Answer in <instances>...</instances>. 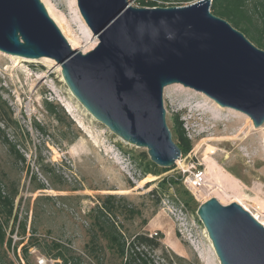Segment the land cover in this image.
I'll list each match as a JSON object with an SVG mask.
<instances>
[{
    "label": "rangeland",
    "instance_id": "374dc122",
    "mask_svg": "<svg viewBox=\"0 0 264 264\" xmlns=\"http://www.w3.org/2000/svg\"><path fill=\"white\" fill-rule=\"evenodd\" d=\"M41 1L63 15L62 28L75 41L72 48L85 53L95 47L97 39L83 21L77 3V16L87 31L75 18L70 0ZM196 1L161 0L156 7L185 6ZM35 60L27 62L0 51V96L12 107L19 125L17 129H4V133L15 141L25 159L18 160L0 142V185L4 190L17 188L13 214L18 220L26 217V233L22 236L18 223L1 218L5 238L0 256L7 261L39 264L43 260L44 264H57L40 247H30L27 261L23 258L22 245L28 242L34 219L36 236L69 242L73 249L83 252L88 241L89 210L101 202L100 198L115 195L137 212L130 219L122 215L115 218L126 235L144 233L159 242L155 250L140 248L153 264H168L165 255L171 264H220L196 211L212 197L222 205L236 201L230 192L224 195L214 183L197 180L204 173L205 160H213L219 169L240 182L244 207L236 203L252 216L264 217V123L254 127L244 113L221 107L191 88L185 87L193 90L196 98L188 103L179 96H165L163 89L166 124L180 148V164L163 168L148 157L158 172L144 174L145 162L139 154L146 150L125 143L94 119L69 91L54 60ZM45 100L56 106L55 116L45 110ZM214 104L222 108L217 117L209 112ZM35 123L42 130L35 128ZM73 137V142L68 143L67 138ZM40 164L54 168L66 180V190L52 189ZM33 173L47 183L48 189L31 190ZM148 176L154 179L147 181ZM39 195L52 199L36 203ZM89 262L84 258L81 264Z\"/></svg>",
    "mask_w": 264,
    "mask_h": 264
},
{
    "label": "water",
    "instance_id": "95a60500",
    "mask_svg": "<svg viewBox=\"0 0 264 264\" xmlns=\"http://www.w3.org/2000/svg\"><path fill=\"white\" fill-rule=\"evenodd\" d=\"M97 44L71 47L41 0H0V51L50 58L77 101L111 133L144 148L168 168L181 152L163 106L179 83L221 107L264 123V50L210 11L211 0L185 6L131 7L127 0H76ZM196 214L220 264H264V226L232 202L212 197Z\"/></svg>",
    "mask_w": 264,
    "mask_h": 264
},
{
    "label": "trees",
    "instance_id": "16d2710c",
    "mask_svg": "<svg viewBox=\"0 0 264 264\" xmlns=\"http://www.w3.org/2000/svg\"><path fill=\"white\" fill-rule=\"evenodd\" d=\"M171 1V0H164ZM210 11L225 19L232 27L239 30L256 47L264 50V0H211ZM45 110L52 116L56 115V106L49 101H44ZM57 120L61 119L57 117ZM0 142L8 152L13 154L18 160L24 161V157L16 148L17 144L7 134L4 129H17L19 127L17 120L13 117V109L6 99L0 96ZM35 128L42 130V127L35 123ZM180 136V135H179ZM184 137V133H181ZM66 138V137H64ZM75 137L69 139L72 143ZM140 158L145 162L143 173L157 174L154 165L148 160L145 151L141 152ZM41 172L49 186L58 191L66 190V180L55 173L54 168L49 164H40ZM156 170V171H155ZM162 171H164L162 169ZM158 172V171H157ZM154 179L148 176V180ZM47 183L41 181L36 174L31 176L32 191L48 189ZM163 186V185H162ZM17 195V188L4 190L0 185V245L4 243L5 233L2 230V219L5 222L13 220L18 223L20 236L26 233V217L18 220L17 214H13V202ZM56 199H63L62 196H56ZM49 195H39L36 203L40 200H51ZM88 212L87 236L88 241L84 245L83 252L73 249L69 242H63L60 239L36 236L35 219L31 225L28 242L22 245L23 258L27 261V253L30 247H40L56 261L57 264H81L84 258L89 259V264H153L152 260L146 256L141 247H148L152 250L159 248V242L153 236L144 233H135L132 235L123 231L121 224L115 219L117 215H122L125 219L133 218L136 210L128 208L123 200H117L115 195H106L100 198ZM158 202V200H157ZM156 202V203H157ZM37 210H34L36 213ZM13 230V229H12ZM11 230V231H12ZM11 240H7L10 246ZM22 242H18L20 244ZM17 258V254L15 255ZM168 264L170 259L165 255ZM0 261L4 264H13L7 261L4 256H0Z\"/></svg>",
    "mask_w": 264,
    "mask_h": 264
},
{
    "label": "bare ground",
    "instance_id": "6f19581e",
    "mask_svg": "<svg viewBox=\"0 0 264 264\" xmlns=\"http://www.w3.org/2000/svg\"><path fill=\"white\" fill-rule=\"evenodd\" d=\"M70 5L74 9L73 11H75V14H76L75 18H77V21H78L80 27L87 31V29L84 27L83 23L81 22V20H79V18L77 16L78 12H77V8H76L75 0H70ZM45 6H46V9H47L49 16L53 19V21L59 27L61 32L67 37L68 42L71 45V47H73L75 44V41H73L70 37H68L66 34V31L62 28V25L64 23L63 15L61 13H59L57 10H55V8L52 7L51 5L45 3ZM21 59L24 61H27V62L36 61V60L26 59V58H21ZM41 59L47 60V61L50 60L49 58H41ZM164 95L168 96L169 98H173L174 96L175 97L179 96L185 103H188L189 101L194 100L196 98V93L193 90L182 87L181 85H177V84H173V85L171 84V85L165 86L164 87ZM205 98H207V97H205ZM207 99H209V98H207ZM199 106L201 107L200 104L197 105V107H199ZM221 109H222L221 107L215 105V108L210 109L209 112L214 117L215 116L217 117L220 114ZM179 158H180V156L177 159H175L176 164H180V161L178 160ZM205 161H206V164H205L204 173L197 180H201L202 182L207 183V184L208 183L209 184L214 183L217 186L218 190L223 192L224 195L227 194L228 192H230L232 194V196L234 197V200L236 202L240 203L244 207V199H242V197H245V196L243 194L244 190H243L240 182L238 180H236L235 178H233L232 176H230L229 174L225 173L224 170L219 169L217 167V164L213 160H205ZM248 199H250V198H248ZM254 217L264 226V217L263 216H261V217L254 216ZM207 240H208V238H207ZM210 247L212 250L211 244H210Z\"/></svg>",
    "mask_w": 264,
    "mask_h": 264
},
{
    "label": "built area",
    "instance_id": "2783aa9c",
    "mask_svg": "<svg viewBox=\"0 0 264 264\" xmlns=\"http://www.w3.org/2000/svg\"><path fill=\"white\" fill-rule=\"evenodd\" d=\"M161 0H127L131 7H156ZM39 264H44L43 260H39Z\"/></svg>",
    "mask_w": 264,
    "mask_h": 264
}]
</instances>
